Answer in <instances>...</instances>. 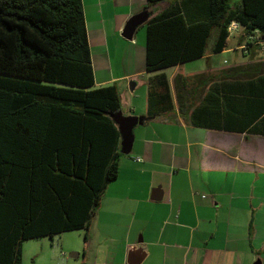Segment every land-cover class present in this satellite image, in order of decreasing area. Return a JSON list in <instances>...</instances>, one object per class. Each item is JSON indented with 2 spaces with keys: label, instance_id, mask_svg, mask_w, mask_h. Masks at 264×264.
Here are the masks:
<instances>
[{
  "label": "trees",
  "instance_id": "trees-1",
  "mask_svg": "<svg viewBox=\"0 0 264 264\" xmlns=\"http://www.w3.org/2000/svg\"><path fill=\"white\" fill-rule=\"evenodd\" d=\"M163 1L147 0L158 8L145 21L148 72L205 56L211 37L210 54L223 51L233 20L264 39V0H169L159 10ZM82 9L81 0H0V264H22L27 239L88 230L119 173L124 154L110 115L121 94L115 83L95 85ZM198 76L181 77L182 93L173 81L178 110L192 125L238 130L237 91L224 106L217 87L197 103ZM147 85L145 119L174 109L164 73Z\"/></svg>",
  "mask_w": 264,
  "mask_h": 264
},
{
  "label": "crops",
  "instance_id": "crops-1",
  "mask_svg": "<svg viewBox=\"0 0 264 264\" xmlns=\"http://www.w3.org/2000/svg\"><path fill=\"white\" fill-rule=\"evenodd\" d=\"M81 2L95 85L115 83L122 114L144 118L147 81L164 73L174 103L172 111L144 118L134 128L131 153L121 157L118 176L108 183L84 233L83 255L94 258L86 264H264V39L240 27L232 37L244 62L221 66L213 57L228 49L210 54L211 40L200 57L208 62L205 70L184 73L183 62L168 66L171 75L164 71L168 67L148 72L145 35L138 38L136 28L129 40L122 30L132 15L144 10L152 15L157 6L147 0ZM169 4L161 2L159 10ZM91 38H97L101 64L93 62ZM121 49V69L115 72L112 61ZM126 57L135 62L129 69H123ZM234 66L247 67V75L213 73ZM190 75H199L197 103L217 87L224 106L237 91L238 130L195 126L178 110L173 81L179 78L182 93L181 77ZM129 78L133 89L120 87ZM209 114L208 109L206 121Z\"/></svg>",
  "mask_w": 264,
  "mask_h": 264
},
{
  "label": "rangeland",
  "instance_id": "rangeland-1",
  "mask_svg": "<svg viewBox=\"0 0 264 264\" xmlns=\"http://www.w3.org/2000/svg\"><path fill=\"white\" fill-rule=\"evenodd\" d=\"M240 0H231V5L236 7L239 5ZM145 23L141 25L137 31L136 35L138 38H143L145 35ZM233 35V34H232ZM230 35L228 37V44L223 53H219L213 57L214 60L220 61L221 66L229 67L234 65L235 63L244 62L247 59L243 57L240 53V50L236 47L237 43L234 41V38ZM93 47V62L95 65L101 64L102 56L97 52V38H91ZM212 37L210 38L208 45L211 44ZM237 48V49H235ZM124 55H128V51ZM123 56V50L118 51V55L115 56L113 64L115 72H120L119 60ZM135 62H129V58L126 57L125 62H122L123 69H129L130 65H134ZM99 66V65H98ZM208 66V62L204 58H200L194 61L185 62L181 64L180 69L183 70L184 73H195L202 69H206ZM97 67V73L100 71ZM167 74H172L174 71L173 68H166L164 70ZM216 72V71H213ZM134 80V78L126 79L120 82V87L128 86L129 81ZM135 81V80H134ZM138 90H140L138 88ZM131 153V152H130ZM129 153V154H130ZM87 231L85 228H78L69 231H62L57 234H54L52 237L49 236H41L36 239H27L23 242L22 247V264H81V263H92L94 258L92 256H84L83 248H84V233ZM74 253H78V256H70Z\"/></svg>",
  "mask_w": 264,
  "mask_h": 264
},
{
  "label": "water",
  "instance_id": "water-1",
  "mask_svg": "<svg viewBox=\"0 0 264 264\" xmlns=\"http://www.w3.org/2000/svg\"><path fill=\"white\" fill-rule=\"evenodd\" d=\"M149 13L148 10L140 11L132 15L126 22L125 27L122 30V36L126 39L131 40L136 28H139L145 23L148 19ZM135 81L132 80L129 82L130 89L134 87ZM123 112L120 110L118 113H112L110 116L118 127L120 134V147L119 150L122 154H129L131 147H133V130L137 125L143 123V117H136L134 115H123ZM154 199H160V196H154ZM70 256H78V253L71 254ZM128 264H138L134 261L128 260Z\"/></svg>",
  "mask_w": 264,
  "mask_h": 264
},
{
  "label": "built area",
  "instance_id": "built-area-1",
  "mask_svg": "<svg viewBox=\"0 0 264 264\" xmlns=\"http://www.w3.org/2000/svg\"><path fill=\"white\" fill-rule=\"evenodd\" d=\"M238 28H240L239 23L236 20L231 21L227 28L229 36L232 35L235 31H237ZM135 160L139 161L140 158H136Z\"/></svg>",
  "mask_w": 264,
  "mask_h": 264
}]
</instances>
